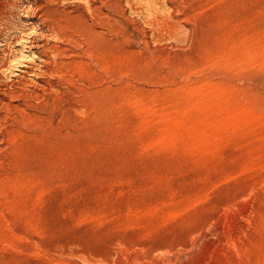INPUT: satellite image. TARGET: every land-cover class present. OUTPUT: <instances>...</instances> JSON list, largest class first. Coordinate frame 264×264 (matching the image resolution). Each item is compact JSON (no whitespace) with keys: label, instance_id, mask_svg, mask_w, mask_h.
<instances>
[{"label":"rangeland","instance_id":"374dc122","mask_svg":"<svg viewBox=\"0 0 264 264\" xmlns=\"http://www.w3.org/2000/svg\"><path fill=\"white\" fill-rule=\"evenodd\" d=\"M0 264H264V0H0Z\"/></svg>","mask_w":264,"mask_h":264},{"label":"bare ground","instance_id":"6f19581e","mask_svg":"<svg viewBox=\"0 0 264 264\" xmlns=\"http://www.w3.org/2000/svg\"><path fill=\"white\" fill-rule=\"evenodd\" d=\"M52 25H53V24H52ZM57 26L59 27V25H57ZM58 27H57V28H58ZM54 28H56V26H55ZM51 30L53 31L54 29L52 28ZM53 32H54V31H53ZM32 40H33V39H32ZM37 47H38V46H37ZM45 73H46V72H45Z\"/></svg>","mask_w":264,"mask_h":264}]
</instances>
